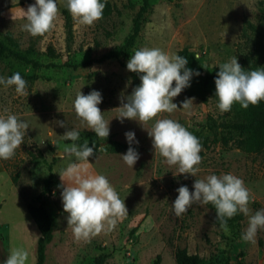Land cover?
<instances>
[{
	"label": "rangeland",
	"instance_id": "obj_1",
	"mask_svg": "<svg viewBox=\"0 0 264 264\" xmlns=\"http://www.w3.org/2000/svg\"><path fill=\"white\" fill-rule=\"evenodd\" d=\"M141 0H110L114 12L99 19L92 26H82L71 16V34L64 26L63 0L54 27L41 35L26 32L24 13L34 0H0V32L11 31L21 47L35 41L42 62H77L97 57L122 42L130 30ZM247 17L264 31V0H149L140 31L130 48V56L141 47H159L172 54L192 53L202 66L203 73H216L218 64L236 56L241 67L248 52L243 34L242 19ZM53 52L55 56H49ZM129 59V58H128ZM122 62L104 60L76 69L61 67L35 68L6 52L0 55V76L20 72L26 81L27 97L18 96L11 87H0V114L4 109L27 121L29 128L20 148L10 159H0V261L10 250L22 246L29 252V264L35 261V243L39 230L26 209L47 175L46 162L53 160L54 184L46 193L47 208L56 214L53 237L45 247L43 264H93L99 253H108L104 264H151L159 254L158 264H175L173 249L185 246L190 253L210 258L214 264H264V229H258L255 242L241 239L248 219L243 215L237 224L228 225L225 233L213 222V211L205 204H194L177 218L171 208L181 184L189 191L195 178L209 174L228 173L240 177L249 189L252 212L264 209V152H246L233 146H223L219 139L201 147V161L196 177L176 174V166L168 165L154 152L146 129L152 121L140 122L118 117L119 107L135 87L132 73ZM99 90L102 101L98 105L109 121L112 138L124 141L126 131H134L139 141L135 147L139 159L129 167L119 154L126 152H98L90 157L91 170L105 175L128 210L110 231H101L88 241L76 240L67 227L66 213L60 199L59 172L75 158L64 153L72 143L62 136L67 129L81 130L73 109V99L80 90L87 94ZM214 80L199 77L190 87L172 98L180 107L186 98L188 109L178 108L172 113L158 114L185 124L188 130L202 137H219V122L238 118L242 107L234 103L231 110L221 113L217 108ZM57 121H65L61 127ZM146 129H144V128ZM60 151V153H56Z\"/></svg>",
	"mask_w": 264,
	"mask_h": 264
},
{
	"label": "clouds",
	"instance_id": "obj_2",
	"mask_svg": "<svg viewBox=\"0 0 264 264\" xmlns=\"http://www.w3.org/2000/svg\"><path fill=\"white\" fill-rule=\"evenodd\" d=\"M60 0H34L27 6L24 13L23 29L36 36L50 31L59 14ZM64 6L72 18L82 26H92L103 14L104 0H63ZM187 57L169 54L159 47H141L135 49L126 62V69L138 75L140 83L124 98L116 117L121 122L124 118L138 122L152 121L147 130L151 138L154 152H158L168 165L176 166V174H186L196 177L200 170L201 144L185 124L171 118H158V114L172 113L178 108L188 109L186 98L180 102V107L173 102L187 87H190L194 76L200 72L187 67ZM214 77L217 108L223 114L231 110L234 103L247 108L264 101V67L244 69L233 56L219 63ZM174 82V83H173ZM0 87H11L21 97H27L29 92L26 81L20 72L10 76H0ZM102 101L99 90H91L82 94L79 90L72 103L73 109L81 124L95 133L97 137L106 138L109 135V121L105 120L98 105ZM0 114V159H10L17 148L23 143L27 121L17 114L4 109ZM65 126V121H57ZM143 126V124L141 123ZM72 143L64 148V153L74 157L59 174L61 183L57 185L63 211L66 215L67 227L71 228L73 238L88 241L101 231H110L118 221L128 215L124 199L111 185L103 174L91 170L90 157L94 155V146H89L88 140L77 143L79 131L67 129L62 135ZM129 145L126 152L119 154L129 167L139 159V153L133 145H138L134 131L124 133ZM178 193L172 201L173 214L179 218L188 212L194 204H212L216 211V219L225 233L229 232L228 219L241 213L248 219L247 228L242 232L241 239L255 242L258 229H264V209L255 212L249 207L252 200L249 189L244 181L232 174H209L202 179L195 178L192 190L181 184L175 189ZM0 264H29V252L22 246L13 247Z\"/></svg>",
	"mask_w": 264,
	"mask_h": 264
},
{
	"label": "trees",
	"instance_id": "obj_3",
	"mask_svg": "<svg viewBox=\"0 0 264 264\" xmlns=\"http://www.w3.org/2000/svg\"><path fill=\"white\" fill-rule=\"evenodd\" d=\"M105 7L100 19L109 16L115 10V6L110 0H104ZM149 9V0H141L140 4L132 17L131 27L127 35L123 38L122 42L113 46L105 53L97 56L87 58L77 62L63 61L61 63L42 62L38 59L40 52L36 49L35 41L30 40L25 47H21L20 42L13 36L11 31L0 32V55L6 52L11 57L22 61L32 67H68L76 69L85 67L92 63H100L104 60H117L122 62L123 59H128L130 56V48H132L134 41L140 31V26L144 18V14ZM1 13V9H0ZM64 19V26L68 36L71 34V15L66 7L62 9ZM243 31L248 29L249 33L243 34L245 36V43L248 46V52L244 55V69H255L257 67H264V31L253 24L247 17L242 19ZM49 56L53 57L55 54L50 53ZM187 57V67L198 70L200 72L199 78L204 81L214 80L216 73H203L202 66L197 57L192 53L182 55ZM131 72V71H130ZM133 77L131 83L137 86L140 83L139 77L136 73L131 72ZM197 77V76H194ZM193 77V78H194ZM174 83V82H173ZM79 131V140L77 143H83L88 140L89 146H94V155L98 152H120L127 150V142L120 141L112 138L111 134L106 138L97 137L91 130L81 129ZM219 137L214 135L211 138L202 137L199 133H193L202 146L207 147L209 144L219 139L223 146H233L246 152H264V101L258 102L256 105H249L247 108L242 109V113L238 118L224 119L219 122V130L217 131ZM65 142H71L64 138ZM137 147V145H133ZM53 160L46 162L47 175L42 180L41 186L36 191L34 196L29 202L26 203V209L33 219L35 225L39 230V235L35 243V261L34 264H43L45 258V247L53 237V230L56 226V214L52 213L47 208V201L45 195L48 193L54 184V173L52 170ZM213 211V222L220 225L216 219V211L212 204H205ZM243 217V214L238 213L232 218L228 219V225L237 224ZM108 253H99L93 258V264H104ZM173 258L175 264H214L210 258H205L198 253L188 252L185 246H175L173 249ZM160 259L159 254H156L151 264H158ZM220 264H229L223 262Z\"/></svg>",
	"mask_w": 264,
	"mask_h": 264
},
{
	"label": "crops",
	"instance_id": "obj_4",
	"mask_svg": "<svg viewBox=\"0 0 264 264\" xmlns=\"http://www.w3.org/2000/svg\"><path fill=\"white\" fill-rule=\"evenodd\" d=\"M59 183H61V181H60V177H59Z\"/></svg>",
	"mask_w": 264,
	"mask_h": 264
},
{
	"label": "water",
	"instance_id": "obj_5",
	"mask_svg": "<svg viewBox=\"0 0 264 264\" xmlns=\"http://www.w3.org/2000/svg\"><path fill=\"white\" fill-rule=\"evenodd\" d=\"M56 153L58 154V153H60V151H57Z\"/></svg>",
	"mask_w": 264,
	"mask_h": 264
}]
</instances>
